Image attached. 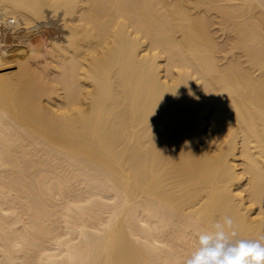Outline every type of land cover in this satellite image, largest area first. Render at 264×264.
I'll return each mask as SVG.
<instances>
[{"label": "bare ground", "instance_id": "bare-ground-1", "mask_svg": "<svg viewBox=\"0 0 264 264\" xmlns=\"http://www.w3.org/2000/svg\"><path fill=\"white\" fill-rule=\"evenodd\" d=\"M55 17L0 72V264L264 237V0H0V38Z\"/></svg>", "mask_w": 264, "mask_h": 264}, {"label": "clouds", "instance_id": "clouds-1", "mask_svg": "<svg viewBox=\"0 0 264 264\" xmlns=\"http://www.w3.org/2000/svg\"><path fill=\"white\" fill-rule=\"evenodd\" d=\"M234 222L230 217H224L223 223L214 224L217 229L216 237L223 240L229 235H235L232 230ZM209 235L199 236V246L184 262V264H264V237L259 240H241L231 246L223 242L215 246L209 245Z\"/></svg>", "mask_w": 264, "mask_h": 264}, {"label": "rangeland", "instance_id": "rangeland-1", "mask_svg": "<svg viewBox=\"0 0 264 264\" xmlns=\"http://www.w3.org/2000/svg\"><path fill=\"white\" fill-rule=\"evenodd\" d=\"M53 15V13L51 14H49V17L50 16H52ZM51 19V18H50ZM55 19V21L57 22V20L58 19H56V17L54 18ZM52 20H53V18H52ZM61 20V19H60ZM59 23V24H58ZM62 23H63V21H62ZM61 23V21L59 22H57V23H54V22H50V23H42V25H39L38 27H36V29L35 28H33V30H28L27 29V27L25 28V25L24 24H22V26L20 27V28H18V29H14L15 31H13V29H10V28H6L5 26H3V31L5 32L6 30H7V32H5L2 36H1V38H0V46H2V47H0V51L2 50V53L4 54V57H3V59L5 58H7L1 65H0V72H5V70H7V73H8V71H11V73H13V71L14 70H16L17 69V60H18V58H17V53H18V51H19V47L21 46V40H23L28 34H30L31 36H34V34L32 35V33L34 32H36L37 31V29H39L40 31H39V33H41L42 35H46V36H52V34H53V36H57L58 37V35H60V37H62V33H63V31L65 30L64 28H63V26L62 25H60V24H62ZM44 24H46V25H44ZM57 24V25H56ZM24 25V26H23ZM53 25V26H52ZM42 26V27H41ZM55 26V27H54ZM59 28H58V27ZM2 27V26H1ZM6 28V29H5ZM10 30H12V31H10ZM56 32H55V31ZM62 30V31H61ZM11 32H13V33H11ZM28 32V33H27ZM32 32V33H31ZM38 32V31H37ZM44 32V33H43ZM61 32V33H60ZM10 33L12 34V35H10ZM60 33V34H59ZM51 34V35H50ZM55 34H57V35H55ZM25 35V36H24ZM4 37H6V38H4ZM12 37V38H11ZM37 37H39V38H41V36H37ZM3 39H7L6 41H4ZM13 39V40H12ZM4 42H3V41ZM11 40V41H10ZM1 41L3 42V44L1 43ZM9 41H10V44H9ZM7 42V43H6ZM5 43H6V45H5ZM19 45V46H17V45ZM12 45V46H11ZM8 46V47H7ZM3 47H7V48H4L3 49ZM11 47V48H10ZM12 48H13V50H12ZM6 50V51H5ZM7 52V53H6ZM8 52H9V54H8ZM12 55H11V54ZM13 54H14V57H13ZM12 58V59H11ZM8 59H9V62H8ZM11 59V60H10ZM11 61V62H10ZM7 62V63H6ZM14 63V64H13ZM12 68V69H11ZM8 74H10V72L8 73Z\"/></svg>", "mask_w": 264, "mask_h": 264}]
</instances>
